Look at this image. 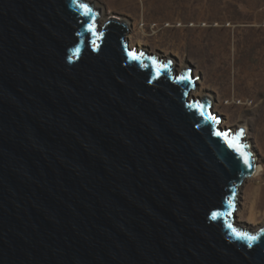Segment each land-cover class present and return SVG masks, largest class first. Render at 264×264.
Returning a JSON list of instances; mask_svg holds the SVG:
<instances>
[{"label": "water", "instance_id": "water-1", "mask_svg": "<svg viewBox=\"0 0 264 264\" xmlns=\"http://www.w3.org/2000/svg\"><path fill=\"white\" fill-rule=\"evenodd\" d=\"M88 6L0 0V264H264L233 219L244 130Z\"/></svg>", "mask_w": 264, "mask_h": 264}, {"label": "rangeland", "instance_id": "rangeland-1", "mask_svg": "<svg viewBox=\"0 0 264 264\" xmlns=\"http://www.w3.org/2000/svg\"><path fill=\"white\" fill-rule=\"evenodd\" d=\"M85 1L100 10L99 32L125 22L130 48L171 61L177 74L190 70V99H210L222 128L244 130L262 172L239 186L233 219L264 228V0Z\"/></svg>", "mask_w": 264, "mask_h": 264}, {"label": "snow or ice", "instance_id": "snow-or-ice-1", "mask_svg": "<svg viewBox=\"0 0 264 264\" xmlns=\"http://www.w3.org/2000/svg\"><path fill=\"white\" fill-rule=\"evenodd\" d=\"M77 3H78V6L83 10V14L85 17H91L94 15L93 13V9L90 8L88 6L87 3L83 2V0H77ZM86 31L90 32L93 34V36H97V37H100V33H98L95 29V27L92 25V24H89L87 26V28L85 29ZM102 39V37H101ZM91 43L93 44H96V41L95 40H92ZM98 47V44L96 45ZM134 58L135 59H139V57L135 56L134 55ZM159 67V70L160 71H167V69H165L162 65L161 66H158ZM189 82L187 78H180V80H178L177 82ZM199 110L201 111V115H203V111H202V106H199ZM213 120H215V117L212 118ZM217 135H220L219 133H217ZM243 135V132L241 131V136ZM239 139V137H237V140ZM229 147H232L234 150H236L240 157L243 159V162L248 166V167H251V160L249 158V155L246 151H244L238 143L234 142V141H229ZM231 227V226H229ZM234 235L237 236L238 239H242V240H246V241H249V242H254L258 239V237L256 236H252V235H248L246 233H240L238 232L235 228L232 229ZM249 246H251V243H249Z\"/></svg>", "mask_w": 264, "mask_h": 264}, {"label": "bare ground", "instance_id": "bare-ground-1", "mask_svg": "<svg viewBox=\"0 0 264 264\" xmlns=\"http://www.w3.org/2000/svg\"><path fill=\"white\" fill-rule=\"evenodd\" d=\"M127 39H126V37H125V41H126ZM132 49V48H131ZM192 92L193 91H191V93H190V96H189V99L192 97L191 96V94H192ZM262 172V169H261V167L260 166H258L257 164H256V162H255V170H254V173H253V175H252V177H250V178H252V179H260V176H261V173ZM255 209H253L252 210V221H256V218H255Z\"/></svg>", "mask_w": 264, "mask_h": 264}]
</instances>
